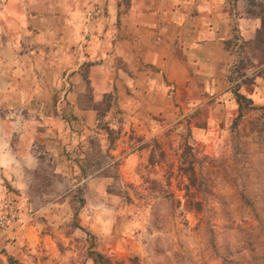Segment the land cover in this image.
I'll return each mask as SVG.
<instances>
[{
    "label": "rangeland",
    "instance_id": "374dc122",
    "mask_svg": "<svg viewBox=\"0 0 264 264\" xmlns=\"http://www.w3.org/2000/svg\"><path fill=\"white\" fill-rule=\"evenodd\" d=\"M102 3L0 0V77H25L27 82L11 83L18 92L34 86L29 77L35 72L48 84L54 66L29 65L36 31L44 56L62 37L87 56L89 22ZM229 4L260 28L264 0ZM255 36L236 34L229 46L238 59L215 90L173 98L169 111L152 112L148 105L165 102L126 93L117 81L105 92L112 94L109 109L99 115L107 103L103 76L114 63L91 67L85 57L71 71V49L63 51L68 76L59 84L56 114L52 102L21 101L17 111L1 104L7 122L18 112L31 118L25 105L50 117L37 126L38 166L27 194L15 192L22 223L0 236V264H264V105L241 101L238 115L235 98L242 84L264 73ZM116 64L123 75V62ZM73 73L77 80L69 78ZM56 122V132L45 130Z\"/></svg>",
    "mask_w": 264,
    "mask_h": 264
},
{
    "label": "crops",
    "instance_id": "0c3cea01",
    "mask_svg": "<svg viewBox=\"0 0 264 264\" xmlns=\"http://www.w3.org/2000/svg\"><path fill=\"white\" fill-rule=\"evenodd\" d=\"M97 2L103 3L98 5L93 24L89 22L94 27L89 28V37L86 38L87 56H82L84 53L80 54L78 47L70 48L63 37L54 41L44 56V45L37 40L40 36L37 31L33 32L36 44L31 50L33 56L29 65L45 61V65L54 66L55 71L49 74L48 84L41 83L42 79L33 72L29 82L32 81L34 86L31 85L29 91L19 92L12 88L11 83L28 80L16 74H4L0 77V106L4 104L5 108L17 111L21 101L28 104L32 100L45 104L52 102V111L56 114L62 98L59 84L68 76H63L67 68H61L67 61L64 59H68L63 51L71 49L70 64L75 65L71 71L77 69L85 57L91 62V67L97 65L106 69L108 61L114 63L113 72L107 69L104 73V93L121 81L126 93L128 90L136 91L141 98L154 97L165 102L159 107L148 105L152 112L169 111L174 107L173 98L200 97L202 92L215 90V83L224 81V72L238 59L237 53L229 46L236 34L249 40L259 29L257 20L231 10L230 0H129L127 5L117 4V0ZM74 42L70 44L78 45ZM118 61L123 62V75L116 64ZM19 63L12 61L11 66H15L14 71L22 72ZM259 66L264 68V62ZM3 70L7 71L5 66ZM77 75L73 73L69 78L75 76L77 80ZM240 91L247 94L253 103L264 105V73L256 75L248 86L242 84ZM24 107L28 114L33 115L31 118L18 112L16 119L7 122L0 116V191L11 190L23 197L29 189V177L39 162L35 140L41 132L37 126L46 125L50 117L41 114V109ZM79 111L80 108L73 105V113L78 114ZM81 111L90 114L94 110L81 108ZM58 128L56 122L45 130L56 132Z\"/></svg>",
    "mask_w": 264,
    "mask_h": 264
},
{
    "label": "built area",
    "instance_id": "2783aa9c",
    "mask_svg": "<svg viewBox=\"0 0 264 264\" xmlns=\"http://www.w3.org/2000/svg\"><path fill=\"white\" fill-rule=\"evenodd\" d=\"M22 223L19 202L15 192L0 193V236Z\"/></svg>",
    "mask_w": 264,
    "mask_h": 264
},
{
    "label": "trees",
    "instance_id": "16d2710c",
    "mask_svg": "<svg viewBox=\"0 0 264 264\" xmlns=\"http://www.w3.org/2000/svg\"><path fill=\"white\" fill-rule=\"evenodd\" d=\"M254 41H255V43L257 45L256 48H257V50L259 51V54H260V61L264 62V15L261 16V26L256 32V36L254 38ZM260 46H261V48H260ZM86 83L88 84V80H86ZM235 98H236V102L238 104V111H239L238 115H241V111H242L241 101H245L246 103H248V104L253 106L252 100L250 98L246 97L245 95L239 93V92L235 93ZM111 99H112V94L111 93H104L103 94V100H105L107 103H106L105 109L102 111V113H99V115H101V116L105 115V112L110 107ZM93 109H95L97 112H99L96 107H93ZM190 171L193 172L192 166H190ZM81 172H82L83 177H85L86 173L84 172V169L81 168ZM192 180L193 179L191 178V181ZM99 258L102 259V256L99 255Z\"/></svg>",
    "mask_w": 264,
    "mask_h": 264
}]
</instances>
